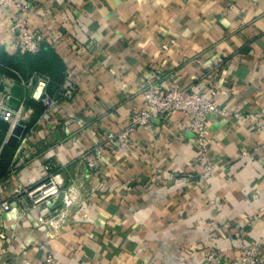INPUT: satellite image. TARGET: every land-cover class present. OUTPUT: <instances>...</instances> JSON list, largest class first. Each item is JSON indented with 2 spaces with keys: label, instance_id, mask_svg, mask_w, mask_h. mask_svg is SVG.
Masks as SVG:
<instances>
[{
  "label": "crops",
  "instance_id": "obj_1",
  "mask_svg": "<svg viewBox=\"0 0 264 264\" xmlns=\"http://www.w3.org/2000/svg\"><path fill=\"white\" fill-rule=\"evenodd\" d=\"M25 1L29 30L76 93L42 107L28 130L26 105L0 179V205L14 206H0V264L46 254L64 264H206L210 248L229 264L242 243H256L264 261V0ZM10 14L0 9V53L14 56ZM7 77L0 93L10 95ZM151 85L195 90L223 111L208 119L205 163L177 111L136 126L125 146L106 141L144 111ZM85 153L98 161L91 172ZM44 164L76 197L92 193L86 218L71 210L55 224L59 201L23 210L29 201L14 191L43 181Z\"/></svg>",
  "mask_w": 264,
  "mask_h": 264
},
{
  "label": "built area",
  "instance_id": "obj_2",
  "mask_svg": "<svg viewBox=\"0 0 264 264\" xmlns=\"http://www.w3.org/2000/svg\"><path fill=\"white\" fill-rule=\"evenodd\" d=\"M0 9L11 12V25L8 29L9 34L15 38L14 46L19 51L30 55L36 54L43 42V37L39 31H30L27 26L25 15L33 11V7L28 5L25 0H0ZM3 76L1 80L4 78ZM8 81L21 90V97L16 108H11L6 104L9 98V92L2 91L0 93V124H7L9 131L3 141L5 144L10 131L16 125H23L27 121L26 103L28 100L39 102L45 110L53 109L58 103L70 100L76 93L75 84L64 77L60 87L52 96L47 90L50 83V78L47 74L33 71L27 77H23L14 72L13 76L7 77ZM1 86V82H0ZM212 94L216 91L212 90ZM143 101L145 105L144 111L134 115L130 120V126L118 135L108 134L107 142H112L114 138H118L122 146L128 142V136L133 132L134 128L147 127L154 119H161L172 112H180L190 118L186 131L194 136L195 145L198 147V160L205 163L206 146L205 137L207 132L208 119L211 115H223L216 105H214L207 97L199 94L195 90L187 92L180 90L176 85H170L159 89L154 85L149 86L143 92ZM258 126L264 130V121H259ZM100 146V145H99ZM95 152L101 151L100 147H95ZM93 154L85 153L81 157L85 160L89 172L96 167V160ZM262 159H264V149L262 151ZM208 164L205 166L208 169ZM46 175V183H42L34 188L15 189V194H24L28 198L30 206L24 207L27 211L35 209L45 201L55 202L59 197H62L60 202L63 204L65 211L59 215L55 224L64 222L62 219L70 215L71 209L74 206L73 188H63V183L60 175L54 172V168L49 165L43 166ZM50 171V173H48ZM20 202V199H16ZM1 208L4 211L14 210L13 203L3 202ZM76 213L82 218H86L85 206L77 203ZM237 255L230 261L229 264H264L258 251L256 243H242L237 248ZM225 260L222 252L217 249L210 248L206 251V264H221ZM224 263V262H223ZM22 264H64L57 261L52 255L46 254L41 262L24 260Z\"/></svg>",
  "mask_w": 264,
  "mask_h": 264
},
{
  "label": "trees",
  "instance_id": "obj_3",
  "mask_svg": "<svg viewBox=\"0 0 264 264\" xmlns=\"http://www.w3.org/2000/svg\"><path fill=\"white\" fill-rule=\"evenodd\" d=\"M41 46L39 51L33 55L23 53L19 50L14 56H9L1 52L0 73L6 76H12L10 71L12 70L19 72L23 77H26L33 71L47 74L50 78L47 90L53 96L64 80V67L50 49L46 47L41 48ZM26 104L34 110L33 116L26 126V130H28L34 124L43 108L41 104L34 103L32 100H28ZM7 127V124H0V179L6 175L15 149L7 144H3Z\"/></svg>",
  "mask_w": 264,
  "mask_h": 264
},
{
  "label": "water",
  "instance_id": "obj_4",
  "mask_svg": "<svg viewBox=\"0 0 264 264\" xmlns=\"http://www.w3.org/2000/svg\"><path fill=\"white\" fill-rule=\"evenodd\" d=\"M20 97H21V90L15 87L12 89L8 100L6 101V104L11 108H16ZM22 133H23V127L19 124H16L10 131V134L5 144L14 148L18 142V139L21 137Z\"/></svg>",
  "mask_w": 264,
  "mask_h": 264
},
{
  "label": "rangeland",
  "instance_id": "obj_5",
  "mask_svg": "<svg viewBox=\"0 0 264 264\" xmlns=\"http://www.w3.org/2000/svg\"><path fill=\"white\" fill-rule=\"evenodd\" d=\"M11 71V73H12V76H13V74H14V72H16V73H18L19 74V72H17V71H12V70H10ZM19 75H21V74H19ZM22 76V75H21ZM10 77V76H9ZM59 104V103H58ZM57 104V105H58ZM56 105V106H57ZM56 106H55V108H56ZM97 147H99L98 145H97ZM96 147V148H97ZM83 154H81V156H82ZM82 161H84V163H85V165H86V162H85V160L84 159H82ZM44 165H46V164H44ZM51 168H52V166L51 165H49ZM87 167V166H86ZM98 167V161H96V167L93 169V170H95L96 168ZM92 170V171H93ZM48 173H50V171H48ZM47 182V180H46V177H45V179L43 180V181H41V182H39L38 184H35L34 186H32L31 188H34V187H36V186H38V185H40V184H42V183H46ZM64 188V187H63ZM92 194V193H91ZM90 194V195H91ZM90 195H88V197L90 196ZM24 196V194H20L19 195V198H21V197H23ZM88 197H86V196H79V197H75L74 198V206L72 207V211H73V213H74V215H76L77 213H76V209H77V203H79L81 206L82 205H84L85 206V204L87 203V201H88ZM61 198L62 197H59L56 201H59L60 202V200H61ZM25 199H27L28 200V198H26L25 197ZM29 201V200H28ZM60 209H59V212H57V214L55 215V219L57 220L58 218H59V215L60 214H62V213H64V212H66L65 211V208H64V206H63V204L60 202ZM29 206H30V204H29ZM31 210V209H30ZM72 211L70 212V215L72 214ZM64 219H65V217H64Z\"/></svg>",
  "mask_w": 264,
  "mask_h": 264
}]
</instances>
